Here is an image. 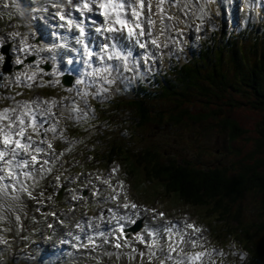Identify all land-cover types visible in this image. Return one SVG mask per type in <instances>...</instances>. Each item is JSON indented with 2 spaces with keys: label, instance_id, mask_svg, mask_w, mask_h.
<instances>
[{
  "label": "rangeland",
  "instance_id": "374dc122",
  "mask_svg": "<svg viewBox=\"0 0 264 264\" xmlns=\"http://www.w3.org/2000/svg\"><path fill=\"white\" fill-rule=\"evenodd\" d=\"M21 1L22 0H20V4H18L17 2H15V0H0V44L4 42H6V44L10 42H15L16 44L25 43L28 39H31L33 33H35L34 29L31 26V19L36 20L37 17L38 19L39 17H41L42 24H46L47 22L50 23V21H48L45 16H40V14L34 13L36 11L31 13L29 9L30 4L25 0L22 4ZM203 9L204 12L202 11L200 13V18L196 22L187 23L186 26L177 25L175 23L172 24L170 41H168L166 45L163 42L160 46L162 57L173 54L175 57L179 58L180 54L183 55L188 52L189 46L186 45L187 43L192 41L198 42L196 45V50H198L201 47H204L205 42H202L204 38H206V40L208 39V41L209 39H212V43L215 45L222 44V47H230L228 43L230 40L232 41L233 37L231 36V34L234 32L242 33V31H244V29L248 27H250L248 31L256 29L259 30V34L264 32V24L262 25V23L264 22L263 11L255 15L257 19L253 18L252 21L248 19L249 23L247 21V25L246 27H244V18L245 14L247 13L246 10H248L247 7L244 11H231V14H233V16H237V26H233V24H231L232 22H234V20L230 21L229 24L224 19H216L215 21L218 23H216V25H213L212 22L214 20V16H211L212 11L214 10L213 7L205 5ZM206 11L209 12L208 15H206ZM168 13L169 15H171L170 10H168ZM183 14H185L188 19H190L194 13L192 9L188 8L183 11ZM3 15H5V17ZM31 15L34 16L30 18ZM217 28H220V30H215ZM217 31L221 32L214 34ZM189 32H192V36L194 35L202 38H200V40H198V37L194 38V40L188 38L185 42L184 38L186 36L191 37V35H188ZM184 33H186V35ZM16 36H20V39H17ZM251 40L252 38L249 37L248 41L241 40L239 42V46H244V52L242 53L241 57H239V60H241V58L244 57L243 55L245 54V56H248V59H246V63L244 64V68H241V71L247 70V65H249L251 62H254L255 59L253 60V58L254 56L256 57L255 53L250 49L253 46V42ZM217 46L216 50H219L217 49ZM206 47L207 46H205L201 51H204ZM162 49L164 51H162ZM191 56L192 55L188 57ZM0 57L3 56L0 54ZM3 59H0V109L6 107H15L16 102L56 100L58 103L55 107H53V111H59L63 103L67 101L69 103H72V108L79 107L81 109L80 113L83 114V117H77V112L70 110V112L66 113V120L59 119L56 126V134L58 135L57 142L49 138V132L45 133L43 130H41V135H43L44 137H41V135L40 137H35L34 135V139L36 140H50L53 145V151L46 150V152H51L52 156L59 157L62 153H64V149L60 148L59 145L62 142L61 132L66 127V123L72 120V123L75 126L76 130V132L75 130H73L74 132H71L70 130V134L74 139L73 142L75 144L73 146L74 148H72L71 151L68 150L69 146L67 148V152L70 153L68 162H64L65 156L63 155V157L58 160L59 163L53 165L51 174L47 179H45L41 174L33 176L34 178L30 180L32 183L31 186L29 185V180H26L25 186L28 188V191L32 193V196L29 197L33 202L39 203L40 207L46 206V204H48L49 202H53L55 196L58 195L57 184L63 182V176L69 175L72 179L79 174L78 171H80L83 167L87 170V172L83 173L82 175L85 179H88L90 181L87 186L92 185L94 187H97V189L99 190L102 188V186L105 187L106 185L105 182H102V176L106 175L108 177L115 174L118 178H121V181L124 180L128 184L127 186V184L124 183L123 188L127 187L126 192H130L131 197H133L132 203H134V201L137 203L142 202V205L140 206H143V208L154 205L158 209L160 208L165 212L167 211L163 218H161V221H164V223H168L167 221H174L175 218H177L180 221L182 220L183 223H181L184 225V222L187 219L186 217H188L190 220L195 221L198 227L201 228L206 226V229H209L212 234L208 237V243L210 245H208L207 247L203 245V248L206 249L207 253H209L210 250L214 249V256H216L214 260L209 258L206 262L207 264H237L238 261L244 263L247 257L246 252L251 247H246V238L243 237L244 234H246L245 228L236 227V225L239 224V221H231L232 224L236 225L230 227L231 231L227 230L226 225L224 224V220L220 219L219 215H217L216 212H211L207 207L195 208L190 203H184L180 199L179 195L166 192L164 190V185L161 182L155 179L150 180L148 178L147 174L145 173L146 169L144 168L143 164H137L133 162V160L136 158L135 155L138 152H140L144 148L146 149V147H149L150 145L156 147L158 151L164 152L165 157L169 159L179 161H181L182 159H186L193 162L201 161L212 167L218 165L223 166L225 168H228L229 171L233 173L234 169L239 166L237 165L239 159L244 158L245 160V158L249 155V152L257 147L254 138L258 134L257 126L260 124L264 125L263 109H259L258 107H256V105L251 104V100L248 101L247 104L234 106L230 104V106H225V111L228 114H231L240 123L243 129L246 130L245 133L240 135V137H237V139L235 140L230 139L228 132L221 129V127L217 125V119H215L217 118V116L215 118L211 116L208 120H206V122L196 123H193L188 118H185L184 122L181 124L175 123L173 120L169 119L170 111L178 110L177 107L179 105L177 104L179 103V100L176 99V95L170 96V98L166 97L154 100L149 99L151 97H148L146 100L147 108L152 111L154 115L159 111H164L165 117H162L161 121L154 120L152 122H145L143 125H138V123H136L138 118L137 108L133 107L135 105L134 103H132L133 99L136 97V92L133 90V85H128L127 88L121 87L115 99L105 100V102L97 104L98 112H96V107L92 106L90 98H102L103 95H111L112 90H114L113 86L104 82L99 88L96 82L93 86L90 87L86 86L87 83L77 84L76 82L73 87L70 88L64 85L57 86L55 82V76L57 75L52 71V73L48 72V74H45L46 77H51V79L47 80V86H45L44 91H39L38 93L29 95L28 93H26L23 94L22 97L18 98L17 92L15 91H18L22 87V85L25 84V81H21L20 78L22 76L28 77V74L25 71H27L28 68L31 67L28 65H24L21 69L14 70L12 73H5L1 68ZM223 59L224 65L219 69L220 74L224 73L227 77L230 76V79H233V81H235L236 77L233 76V73H235L236 64H238L239 61L233 60L231 52H229V50L227 51V49L225 50ZM144 61L146 64H144V67H142L143 70L141 69V66L139 64H127V69H125V67L121 65L119 71L113 70L112 75L109 77V79H114V82H120L126 76H129L128 74H126V72H128L129 70H135L136 73L143 75V77L149 78L152 76L155 70H163L166 65L161 64L162 62L167 63L166 60L162 58V60L159 61L156 65L154 59L152 58L153 66L148 68L150 62L147 59H144ZM16 62L17 58L15 56L14 63ZM147 68L148 71H144ZM59 70L60 68H56L55 72ZM33 73L34 72L30 71L29 75H33ZM168 75H170V73ZM81 78L82 76H80L78 80H80ZM44 79V76L39 78V82L42 86L45 85L44 83H42L44 82ZM90 79H92V76L90 77ZM93 81L94 80H92V84ZM34 82L37 81L35 80ZM227 82L231 81L228 79ZM101 88H107L108 91L101 92L100 95H96V92ZM157 88H159L157 85L149 84V89L151 90L152 95H155L158 92ZM79 89L83 90V93L87 91L89 95H80L78 93ZM186 89V86L183 87V85H181L178 91L186 92L188 99H190L195 105H200L201 103L199 101L202 99L196 97V90L194 92L193 89L191 90L194 95L191 99V91ZM221 94L225 95L224 101H226V103L230 102L231 98L237 97V94L232 90V88L227 92H222ZM186 95L184 94V96ZM238 97H240V99L246 100V97L240 93L238 94ZM256 99L257 97L254 96L252 100L255 101ZM85 100L87 101V104H85ZM183 100L184 104L182 107H180L181 109H185L184 105L189 104V101H186L184 97ZM120 102L122 103L120 104ZM216 103H219V101L214 99L212 106L216 107ZM33 107H35V105H33ZM190 109L194 110V113L196 114L205 112L207 110L204 105L200 108L192 107ZM61 111L59 113H61ZM52 124L53 123L51 122L45 129L51 127ZM131 131L134 135H125V132L127 133ZM118 138L126 140L123 144H120L121 146H126L125 151L121 152L122 150L120 151V149L117 148L119 152L113 158L115 162H113V164L111 165L112 170L103 172L102 174H99V172L97 173V170L100 167L102 169V167L108 166L109 162L106 160L103 164L100 163L99 161H97V158L94 157L93 153L96 152L99 155L105 156L109 155L112 146L119 143L120 140L116 141V139ZM67 140H69L68 134H66V141ZM256 155L260 156L264 154H260V152H258ZM47 159L49 162H51L50 160H52V158L50 157H47ZM247 161H251V159H248ZM130 165V168L134 170L133 173L129 171L128 166ZM114 169H116V171H114ZM57 177H59V179H57ZM41 181H45L44 187L42 188L36 186V184ZM130 182H132L133 193L130 189ZM116 187H118V185H116ZM245 197L246 198L244 200L246 202L243 200V206H241V209H243V220L246 223L253 222L259 212V204H261V201L252 192L246 193ZM143 203H145L146 205ZM26 205L27 203L22 196H19L18 199H12V196H10V202L5 203L2 206V209L0 208V217L3 218L0 219V239L7 241V243H0V262H2V264H34L33 262L29 263L27 259L23 258V254L20 252V249L18 247V238L14 237L12 233L11 235L6 233V231L11 230V227L13 225L17 226L20 232L23 231L22 229L20 230L21 225H24L26 227V230H29L27 225L28 217H23ZM120 206H122V204H120ZM232 208H236V206H232ZM136 211L144 210L139 207ZM136 211L130 210L131 213ZM119 213V211L112 212L109 215L110 219L116 217ZM84 215L88 214L85 213ZM144 215V217L146 218L147 213L145 211ZM152 215L153 214H151L150 216L154 218V216ZM154 215H157L155 216L157 221H152L155 228H153L151 224L148 225V227L150 226L149 228L145 227V230L147 229V231H145L146 237L148 235V232L164 226L163 224H160L161 222L159 221L158 214L156 213ZM17 216L20 217L19 220L16 219ZM52 217L53 216H50L49 219H55ZM88 217H90V215H88ZM41 218L43 217L41 216ZM42 220L30 221L28 224L31 226V228H35L36 225L41 224ZM94 220L96 221V219ZM103 220L104 222H108L106 218ZM251 225L252 224H249V226H247L250 232H252L253 230ZM4 226L7 229L4 228ZM232 231H234V233ZM203 232L205 234V231ZM192 235H194V233H192ZM214 238L216 239V243L214 242ZM104 239L105 238H103V241ZM186 241H188V238L186 239ZM219 242L221 243L219 244ZM145 248L146 246H142L138 248V250H143ZM165 248H167V245ZM184 248L185 244L181 245L180 249H183V252L186 253L187 251H184ZM50 250H52V248H50ZM106 250L108 252H106ZM128 250H130V245L125 248V253L123 254V256H121L120 253H116V255H113L110 258L114 259L112 261L113 264L136 263L135 258L139 256V253L131 254L128 252ZM109 252H111L110 249L105 248L106 254H104L105 256L103 258L108 259L107 254ZM219 252L221 253L217 255L216 253ZM125 254H129L130 256H127ZM158 256L161 257V255ZM93 257L94 264H98L99 255H94ZM133 257L135 258L133 259ZM127 258H131V262L127 261ZM147 263L148 261L141 264ZM151 264H157V261L151 262Z\"/></svg>",
  "mask_w": 264,
  "mask_h": 264
},
{
  "label": "trees",
  "instance_id": "16d2710c",
  "mask_svg": "<svg viewBox=\"0 0 264 264\" xmlns=\"http://www.w3.org/2000/svg\"><path fill=\"white\" fill-rule=\"evenodd\" d=\"M240 41L237 38L229 41L230 47H222V44L215 45L209 42L206 49L200 53L199 58L195 57L181 66H175L172 70V77H165L161 81L159 91L155 95H152L151 91L149 92L145 87L138 89L139 91L132 102L135 105L132 106L137 108L138 113L136 123L143 125L149 121H161L162 117H165L164 111H159L154 115L147 108L148 97L154 100L176 95V99L179 100L178 110H171L169 115V119L175 123L181 124L185 118L193 123L206 122L211 116L214 118L217 116L215 118L217 125L228 132L230 139L235 140L240 137L246 130L231 114L225 111V106L247 104L251 100V104L264 110V40L257 37L252 41L253 46L250 49L256 57L254 56V62L247 65L248 68L245 71H241V68H244L248 56L245 54L239 60L244 52V46H239ZM216 46L219 50H216ZM226 49L231 52L233 60L239 61L236 64L235 73H233L237 82L224 73L220 74L219 69L224 65L223 56ZM228 79L231 82H227ZM181 85L186 86V90L193 89V92L196 90V97L202 99L199 101L201 104L195 105L188 99L186 92L178 91ZM231 88L237 97L231 98L230 102L226 103L225 95L221 93L227 92ZM193 92L191 91L190 94L191 99L194 96ZM239 93L245 96L246 100L240 99ZM181 96L189 101V104L184 105L185 109L180 108L184 104ZM254 96L257 97L255 101L252 100ZM214 99L219 101L216 103V107L212 106ZM203 105L207 110L202 113L196 114L194 110L190 109L192 107L200 108ZM257 131L258 134L254 138L257 147L249 152L245 160L244 158L239 159L237 163L239 166L234 169L233 173L223 166L212 167L201 161L169 159L165 157L164 152L158 151L156 147L150 145L138 152L133 160L137 164H143L148 178L161 182L166 192L179 195L184 203H190L195 208L207 207L211 212H216L219 218L224 220L227 230L231 231L230 227L236 225L231 221H239L236 227L245 228L246 234L242 236L246 238V247H251L247 252L249 254L247 264H264V155H256L258 152L264 154V125H258ZM130 134L133 132H125L126 136ZM118 140H120L119 143L113 145L109 155L106 156L108 162L114 161V156L119 152L117 148L122 150L121 152L126 149V146L120 145L126 140L116 139V141ZM248 159L251 161H247ZM130 167L131 165L128 166L129 171L133 173L134 170ZM248 192H252L258 197L261 204H259L256 219L246 223L243 220L241 206H243V200ZM232 206H236V208H232ZM249 224H252V232L247 227ZM232 232L234 233V231Z\"/></svg>",
  "mask_w": 264,
  "mask_h": 264
},
{
  "label": "snow or ice",
  "instance_id": "6c2138e0",
  "mask_svg": "<svg viewBox=\"0 0 264 264\" xmlns=\"http://www.w3.org/2000/svg\"><path fill=\"white\" fill-rule=\"evenodd\" d=\"M176 3H179V0H175ZM165 3H171V0H155V7L157 12L161 13V23H164L165 18L167 20H172L173 17L167 15L166 10L163 5ZM92 5H96L97 8L101 9V15L103 16V24L97 26L95 28L96 33L102 34L103 32L111 33V34H120L124 36L129 41H134L136 45L140 48H147L148 44L146 42H142L141 37H151L152 29L156 25V21L152 18V9H153V0H85L83 4V8L87 9V11H93ZM145 9H147V14L145 13ZM80 10V9H78ZM63 19V17H61ZM72 22L69 21V24ZM93 23H95L93 21ZM166 27H170V25H166ZM81 34H83V28L80 29ZM107 39H111V37H107ZM79 42V41H78ZM150 43L153 45H157L156 39H151ZM86 54L88 56V60L85 61L86 64L91 68L92 65L89 63L93 56L97 57V60L102 65L101 67L93 68L91 72L87 73V75L96 77L100 81L112 84L114 83V79H109L112 75L113 70L119 71L121 65L117 64L114 66L112 64L105 63V60L112 61H122L123 66L127 69V61L128 58L132 56V52L129 50L127 53L118 49L117 44L113 43L111 45L105 43L100 46V51L94 53L92 50L88 48L87 45H84ZM111 48V51H109ZM3 59V57H0ZM23 61L17 60V63H22ZM35 73H33V76ZM32 79V77H29ZM77 84L84 83L83 80H77ZM95 83V81H93ZM107 88H101L96 92V95H100L101 92H107ZM84 96H88L89 93L85 91L83 93ZM56 100H43V101H32V102H16L15 107H6L0 109V192H3L5 195L8 193V189L11 187L13 190H16V185L20 184V176L22 175L24 178L31 180L33 179L32 171H18L24 169H33L36 171H51V169H44L43 165L49 163L47 159H44L42 162L38 157L41 154H48L46 149L41 147L40 145L46 144L47 149H52L53 145L50 140L40 139L37 142L34 139V135L36 137H40L41 130L45 133L47 132H56V124H52L51 127L45 129L44 124L47 122L45 120H38L37 115L40 117H55V113L52 112V107L57 105ZM85 104L87 101L85 100ZM35 105V107H33ZM41 105H49L48 108H42ZM74 112H80L81 109L79 107H74L71 109ZM54 138V137H53ZM40 165V168L37 169L36 165ZM116 171V169H114ZM11 180L13 183L4 184L2 183L4 180ZM59 179V177H57ZM107 183V181H105ZM20 190L25 191L31 197L32 193L28 191V188L21 184ZM12 199H18V197H12ZM127 199V197H125ZM124 208L131 207L135 209L137 207L136 204L132 203H124ZM158 216L160 218L163 217V213H159ZM123 218V217H122ZM0 219H3L0 217ZM17 220L20 219L19 216L16 217ZM135 223V221H132ZM171 225V222H168ZM184 226L188 229H192L194 233H199L202 230L196 227L192 223L184 222ZM176 228L175 225L172 226H163L160 231L167 234L168 237V255L163 259H160V264H165L166 260H172L171 253L176 252L179 248L180 244L192 243L193 246H196V241H186L184 239V235L180 234L179 229L176 232L173 229ZM119 231L121 234L123 233V226H120ZM147 231V229L145 230ZM99 235L103 236L104 233L101 232ZM149 236H158L159 232H148ZM174 237H178V239H174ZM91 240V238H89ZM137 239L144 243V237L139 236ZM0 243H7L6 240L0 239ZM158 245V241L153 239L152 243L147 245L149 249H152ZM115 247L120 248V243H116ZM163 251V248L160 249ZM135 251V250H133ZM180 254H182L183 258L174 261V264H197L198 261L205 255L203 252L198 253H184L183 249H180ZM140 257L143 258L145 253L140 252ZM156 257V253L154 251H150L148 253L149 264H151L152 259ZM135 257H133L134 259Z\"/></svg>",
  "mask_w": 264,
  "mask_h": 264
},
{
  "label": "bare ground",
  "instance_id": "6f19581e",
  "mask_svg": "<svg viewBox=\"0 0 264 264\" xmlns=\"http://www.w3.org/2000/svg\"><path fill=\"white\" fill-rule=\"evenodd\" d=\"M61 1V0H60ZM84 2H85V0H80V5L81 6H83V4H84ZM165 6V4L163 5V7ZM92 7H93V11L92 12H94L95 13V18L97 19V20H100L99 19V17L97 16V13L98 12H100V11H102L101 9H99V8H97L96 7V5H92ZM48 8H50V6H48ZM152 13L153 14H155L154 15V17H153V19L156 21V25H155V27L152 29V36L151 37H154V38H156L158 41L163 37V36H165L166 35V28H165V24H167V19L165 18V20H164V23L162 24L161 23V13H159V12H157V10H156V7H155V0H153V9H152ZM101 19L103 20L104 18L103 17H101ZM44 32V31H43ZM58 33H60V37L59 38H57L58 40H57V43L59 44V48L54 52L55 54H57L58 56H62V53H61V48L62 47H64L63 45H62V42L63 41H68V38L66 37V35L63 33V31L62 30H58ZM116 35V37L112 40L113 42H115V41H117L118 39L120 40V39H125V40H127L126 38H125V36H126V33H125V35L124 36H121L120 34H118V33H116L115 34ZM113 42H112V44H113ZM130 46H133V43L131 42V45ZM150 48L152 49L153 48V45H150ZM26 51V50H25ZM63 52H65V49H63L62 50ZM109 51H111V50H109ZM74 54V52L73 51H71L70 53H69V55H68V57H69V63H67V64H65V67H64V70H73L75 73H77L79 70H81V69H84V70H90L91 68H94V65L90 68V67H88V68H86V67H84V66H79V64H77L76 62L73 64V66H72V55ZM95 59V58H94ZM108 60H105V63H107V64H109V63H113L114 61H109V62H107ZM95 64H99L100 65V63H99V61L97 60V59H95ZM62 108V111H61V113H59V112H57V113H55L56 115H55V117H52L51 119L53 120V122H55V124H57V122H58V118H60V117H62V115H63V113L64 112H66L67 111V108H68V106H66V104H63V106L61 107ZM38 120H41L39 117L37 118ZM51 138H53V137H55V133H53V132H51V136H50ZM42 155V154H41ZM41 155L38 157V158H40L41 157ZM51 161V160H50ZM42 162V161H41ZM49 165H50V163H48V164H46V165H43V168L44 169H50V167H49ZM36 168L37 169H39L40 168V165L38 164V165H36ZM39 173H42V174H44V173H46L47 171H43V170H41V171H38ZM2 183H4V184H11V183H13V181H11V180H4ZM13 191V189L10 187L9 189H8V193H10V192H12ZM7 198H8V194L7 195H5L3 192H0V208H2V206L6 203V201H7ZM138 208L139 207H136L135 209H132L131 207H129V208H127V210H126V212L127 213H129V214H134V216L132 217L133 219L134 218H137L136 216H138L139 214L140 215H144V211H136V210H138ZM130 210H135L136 212H130ZM80 211L79 210H77V212H75L74 214H73V216H77V215H79L80 213H79ZM91 216V215H90ZM152 216H157V215H152ZM83 218H90V217H88V215H84V217ZM100 218V217H99ZM96 219V221L94 220V219H92L91 218V220H89L86 224H85V227L84 228H86L87 230H89L90 229V227H92V233L94 234V235H96V232L97 233H99V230L100 229H103L104 231H105V235L104 236H108V235H110V237L109 238H107V240L108 241H119L120 240V237H119V234H117L115 231H112L110 228H108V223L105 221L104 222V220L103 219H105V218H103V219ZM145 218V217H144ZM162 219L159 217V221L161 222L160 224H163L164 226H172V225H175L176 226V224H171V225H169L168 223H164V221H161ZM98 221H101V224L103 223V225H100V224H98ZM159 223V222H158ZM89 224V225H88ZM159 225V224H158ZM87 226V227H86ZM153 228H155V227H153ZM157 229H159L158 231H160L161 229H162V227L161 228H157ZM176 229H177V226H176V228H174L173 229V231H176ZM144 230V227L142 228V230L141 231H143ZM77 232H79V229H77L76 230ZM141 231H139V232H137L136 234H138V233H140ZM157 231V232H158ZM129 234V233H128ZM163 235H165V234H163ZM162 236V234L161 233H159V235L157 236L158 237V241H159V237H161ZM102 241H103V239H102ZM94 245H96V244H94ZM130 245V243H128L127 244V246H129ZM100 247H98V249L99 248H101L102 247V249L104 250V253L100 256V254L99 253H95L94 255H99V258H98V260L100 261L101 259H103L104 260V254H106L105 253V248H107L106 247V244L104 243V241H103V243L101 242V245H99ZM124 246H126L125 244H124ZM107 249H110V251H111V248H107ZM159 249L160 248H157V247H154V249H149V250H147V251H145L144 253H145V255H144V257L143 258H141L140 257V255L138 256V257H136L135 259H136V263H134V264H141V263H144V262H146V261H149V259H148V253L150 252V251H154L155 253H156V257H154L153 259H155V261L159 258V256H158V251H159ZM106 252H108L107 250H106ZM128 252L129 253H131V254H134L135 253V251H133V250H131V247H130V250H128ZM125 253V251L124 252H121L120 253V255L121 256H123V254ZM138 253H140V252H138ZM159 253H160V251H159ZM93 255V256H94ZM125 255H127V256H130L129 254H125ZM91 257V259H89V262H90V264H94V262H93V259H94V257ZM163 256H166V255H163ZM164 258V257H163ZM111 260V259H110ZM114 260V259H113ZM98 261V262H99ZM127 261H129V262H131V258H127ZM99 264V263H98ZM109 264V263H108ZM110 264H113V262H110ZM148 264V263H147Z\"/></svg>",
  "mask_w": 264,
  "mask_h": 264
},
{
  "label": "water",
  "instance_id": "95a60500",
  "mask_svg": "<svg viewBox=\"0 0 264 264\" xmlns=\"http://www.w3.org/2000/svg\"><path fill=\"white\" fill-rule=\"evenodd\" d=\"M72 81H73V78H72V77H70V76H65V77H64V82H65L66 84H71Z\"/></svg>",
  "mask_w": 264,
  "mask_h": 264
}]
</instances>
